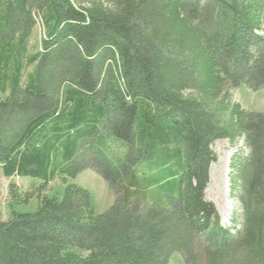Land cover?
<instances>
[{
	"label": "trees",
	"instance_id": "1",
	"mask_svg": "<svg viewBox=\"0 0 264 264\" xmlns=\"http://www.w3.org/2000/svg\"><path fill=\"white\" fill-rule=\"evenodd\" d=\"M241 85L264 89V0H0V174L43 192L91 169L115 194L98 215L67 184L17 213L33 195L11 183L0 264H194L191 234L209 264H264V115L232 100ZM219 139L249 149L235 234L205 200Z\"/></svg>",
	"mask_w": 264,
	"mask_h": 264
},
{
	"label": "rangeland",
	"instance_id": "2",
	"mask_svg": "<svg viewBox=\"0 0 264 264\" xmlns=\"http://www.w3.org/2000/svg\"><path fill=\"white\" fill-rule=\"evenodd\" d=\"M42 37V29L40 26H37L31 37L30 53H35L40 49V40ZM32 70V67L28 68L25 75L27 76ZM229 93L232 100L234 102H239L246 110L264 115V89L254 91L246 85H241L236 89H231ZM212 149L217 156V161L211 164L209 169V184L205 191L206 199L215 206L221 218V225H227L228 228H226V230L235 234L237 231H242L241 220L243 211L238 202V196L237 198H232L231 195V161L233 156L237 153V155L247 157L249 149L245 147L243 139L237 140L234 145L227 139H219L213 144ZM86 157H88V153H86ZM11 183L16 187L20 203H22L25 198L27 199V195H33V198L27 202L28 204L12 205V209L17 213L35 212L39 205V200L37 198L39 196L38 194L44 197L62 199L65 185L67 184H75L87 190L90 194L95 212L98 215L108 212L115 203V194L113 190L99 174L91 169L85 170L74 180H66V182H64L60 179H55L47 184V187L42 190L43 192L39 191L42 182L26 177L8 179L0 174V212L3 221H6L11 214L9 206L12 204L13 200L8 195V187ZM227 198H229L231 202V213L228 221L224 220V215L228 208L226 205ZM142 207V204L139 205V210H141ZM235 213L236 215L238 214L239 220L236 226L232 221ZM190 237L192 238V244L188 251L192 252L196 259V263L194 264H209L208 253L212 252L210 248L215 249L216 245L211 242L209 245L208 243L199 244V239L195 237L194 234H191ZM216 242L218 241L216 240ZM237 259L239 261L233 264H241V259H243L242 256L237 257ZM170 264H185L184 258L182 259L180 254H174L170 260Z\"/></svg>",
	"mask_w": 264,
	"mask_h": 264
},
{
	"label": "bare ground",
	"instance_id": "3",
	"mask_svg": "<svg viewBox=\"0 0 264 264\" xmlns=\"http://www.w3.org/2000/svg\"><path fill=\"white\" fill-rule=\"evenodd\" d=\"M212 172V171H211ZM212 174V173H211ZM225 176V175H224ZM227 182H228V180H227ZM227 210H226V213H225V215H224V218H225V220L227 221L228 219H229V217H230V213H231V202H230V200H229V198H227Z\"/></svg>",
	"mask_w": 264,
	"mask_h": 264
}]
</instances>
